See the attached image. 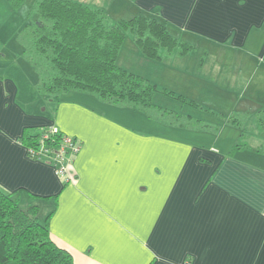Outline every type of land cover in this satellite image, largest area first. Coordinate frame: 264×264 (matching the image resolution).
<instances>
[{"label":"crops","instance_id":"crops-1","mask_svg":"<svg viewBox=\"0 0 264 264\" xmlns=\"http://www.w3.org/2000/svg\"><path fill=\"white\" fill-rule=\"evenodd\" d=\"M78 1L108 11L109 3ZM122 1L121 15L108 11L112 19L142 12L157 17L187 42L181 36H205L219 47L217 68L225 65L224 50L249 55L256 35L261 36L258 50L261 61L264 58V0ZM21 50L22 45L7 48L6 55L0 52V65L12 53L6 66L12 63L16 72L4 79L0 188L22 204L37 202L43 216L50 212V236L74 264H264V126L256 116L264 108V95L246 96L250 81L236 85L241 82L238 78L220 76L216 69L217 85L206 87L212 103H202L223 116L227 109L248 112L241 128L196 105L181 109L154 99L157 107L150 111L149 106L109 102L92 91L76 89L52 96L55 102L45 119L44 102L34 105L31 88L20 94L13 82L23 79L33 85L40 79L26 57L34 72L30 77L19 75L26 63L15 58ZM191 51L164 57L163 62L155 59L161 69L158 75L166 66L175 69L173 77L196 84L200 75L194 68L201 65L189 55ZM249 62L242 59L237 66ZM136 73L160 88L149 72ZM175 82L164 81L167 87L161 88L186 98L197 92ZM260 83L264 84V75ZM169 109L221 125L210 130L172 123ZM50 125L78 143L68 166V182L56 174L46 156H28L21 139ZM238 129L247 147L234 149Z\"/></svg>","mask_w":264,"mask_h":264},{"label":"trees","instance_id":"trees-1","mask_svg":"<svg viewBox=\"0 0 264 264\" xmlns=\"http://www.w3.org/2000/svg\"><path fill=\"white\" fill-rule=\"evenodd\" d=\"M22 1L7 0L13 8ZM34 8L35 18L19 31L22 44L19 54L37 71L38 90L54 98L68 90H88L109 102L157 107L152 99L157 85L116 60L126 33L131 34L141 52L150 59L187 54L193 48L190 42L173 35L163 21L142 12L112 19L106 9L78 0H36ZM161 90L176 99L187 100L180 93ZM199 106L204 112H216ZM168 112L172 123L210 130L221 125L179 110ZM215 114L225 124L237 128H241L249 115L236 110L226 118L219 112ZM256 116L264 126V108ZM41 130L42 127L21 138L30 157L41 155L38 151ZM61 135V130L50 134L43 145L51 149V143L54 145ZM236 141L234 149L247 147L245 142ZM39 206L37 202L22 204L19 197L0 188V264H74L71 255L53 242L48 227L50 212L41 215Z\"/></svg>","mask_w":264,"mask_h":264},{"label":"rangeland","instance_id":"rangeland-1","mask_svg":"<svg viewBox=\"0 0 264 264\" xmlns=\"http://www.w3.org/2000/svg\"><path fill=\"white\" fill-rule=\"evenodd\" d=\"M101 1V5L105 6L107 3L108 4V11L110 14L113 16H118L121 15V10L122 8L119 7H124L123 1L122 0H99ZM35 2L36 0H23L22 3L18 6L13 8L7 0H0V52L2 51L6 55V49L7 48H12L16 49L19 48L22 44L18 38L19 36V31L22 26H24L25 21L27 20H33L36 16L35 12ZM116 19V18H113ZM185 39H188L191 43L194 44V49L191 51L193 53L194 58L199 59L198 62H200L201 67L197 69V72H199V77H197V83L195 84L194 82H185L187 81L184 77H173L172 74L174 73L173 68L170 67H163V75L159 76L158 73L160 72V68L157 67V62L155 59H150L146 57L140 50L139 46L136 44L135 41H133L132 36L129 32L126 33L124 40L121 43V46L119 48V51L116 56V60L122 64L123 66L127 67L128 69L134 70L135 72L138 71H144V72H149L150 79L152 81H156L158 86L160 87L158 90H156L153 94V100H159L160 103L163 102V99L165 102L175 105L177 104V107H191L193 105H200L203 102L204 103H212L210 99L207 97L210 96V94L207 91L206 87L208 85L215 86L217 85L215 79V70L220 69V76H225V77H230L234 76L238 78L237 81H241L240 83H237L236 85L241 84L244 81H250V84L248 88L246 89V96H249L250 99L254 97V95L259 94V95H264V84H261L260 81L262 80V77L264 75V65L262 62H264V58L261 61L262 57L259 54L258 50V44L261 41V36L259 37L258 35L255 36V42L254 45L250 44L249 45V50L248 52L245 51V54H241V51L233 52V51H228L224 50L221 53L223 54L222 60L225 62V65L221 68L218 67V62H217V49L219 47H214L211 43V41L204 37H199V36H193L190 35L188 38L181 36ZM16 57H21L23 61L26 63L20 68L19 75L30 77V74L34 72L33 67L29 65V62L24 58L25 56L23 55H17ZM13 58L12 53L8 54V57H4L2 60L4 62L3 65H0V109L6 110V106H2L1 104L6 103V84L4 83V79H6V74L12 75L15 72V69L12 67V63L10 65L6 66V60H12ZM168 58V56H167ZM1 59V58H0ZM161 62H163V58H161ZM242 59H245V61L250 60V64L245 67H238L237 62L241 61ZM152 61L151 63H149ZM28 62V63H27ZM167 62V61H166ZM177 63V61H174ZM188 62H191L190 59ZM28 64V65H26ZM178 64V63H177ZM142 74V72L140 73ZM145 76V73L142 74ZM5 77V78H4ZM146 77V76H145ZM177 81L175 82L176 85L184 84V85H189L193 87L194 89L197 90V92H193L190 97H187V100H180L174 98V96L168 95L167 93L163 92L161 90V87L165 86L167 87L164 83V81ZM180 81V82H179ZM236 81V82H237ZM14 84L18 86L17 90H19L20 94H27L29 93V88H31L32 92L34 93L32 101L34 102V105L38 101L44 102V106L46 107V111L43 113V117L46 119L49 113H51V107L53 106L55 99L52 96H49L48 94H39L41 93L38 88V92L36 91L35 84L37 81L32 85L28 83L27 85L25 84L23 79H18L14 81ZM30 86V87H29ZM203 86V88H201ZM263 87V88H262ZM169 88V87H168ZM170 89V88H169ZM70 91V90H68ZM67 91L61 93L60 95L66 93ZM186 97V96H185ZM28 99V98H27ZM236 102L240 101L238 99H235ZM203 105V104H202ZM205 107L212 108L210 106H207L204 104ZM156 106H149L148 109L151 111L155 109ZM214 109V108H212ZM180 110V109H179ZM182 111V110H181ZM197 115L203 116V113H200L198 111ZM231 110L227 109L225 111L224 116H229ZM220 113V112H219ZM222 116L223 114L220 113ZM49 117V116H48ZM225 118V117H224ZM255 121H250V126L252 127V132H253V125ZM240 135L238 136V141L236 143H240V141L244 142V137H243V131L241 129H238ZM63 178V177H62ZM41 206H39V209Z\"/></svg>","mask_w":264,"mask_h":264},{"label":"built area","instance_id":"built-area-1","mask_svg":"<svg viewBox=\"0 0 264 264\" xmlns=\"http://www.w3.org/2000/svg\"><path fill=\"white\" fill-rule=\"evenodd\" d=\"M42 134L40 136L41 146L38 151L41 155H44L48 158L50 163L54 166L56 174L63 177L64 180H69L67 176L68 166L72 160L73 154L78 150V143L76 139L66 133L62 132V135L59 140L54 139L51 142H54V145L51 143V149L43 145V140L49 138L50 134L57 133L59 128L54 125L42 126Z\"/></svg>","mask_w":264,"mask_h":264},{"label":"clouds","instance_id":"clouds-1","mask_svg":"<svg viewBox=\"0 0 264 264\" xmlns=\"http://www.w3.org/2000/svg\"><path fill=\"white\" fill-rule=\"evenodd\" d=\"M60 130V129H59Z\"/></svg>","mask_w":264,"mask_h":264}]
</instances>
